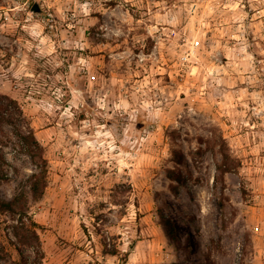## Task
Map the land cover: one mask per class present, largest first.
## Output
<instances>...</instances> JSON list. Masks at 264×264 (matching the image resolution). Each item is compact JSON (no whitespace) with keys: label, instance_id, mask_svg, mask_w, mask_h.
I'll return each instance as SVG.
<instances>
[{"label":"rangeland","instance_id":"rangeland-1","mask_svg":"<svg viewBox=\"0 0 264 264\" xmlns=\"http://www.w3.org/2000/svg\"><path fill=\"white\" fill-rule=\"evenodd\" d=\"M0 95V264H264V0H0Z\"/></svg>","mask_w":264,"mask_h":264},{"label":"trees","instance_id":"trees-1","mask_svg":"<svg viewBox=\"0 0 264 264\" xmlns=\"http://www.w3.org/2000/svg\"><path fill=\"white\" fill-rule=\"evenodd\" d=\"M39 9L37 8L36 11ZM9 124L13 127V132L27 155L31 158L36 169L30 173L25 180L24 188L16 194L11 200L0 198V212H10L13 214L26 215L28 212V194L34 199L43 196L48 184V160L44 155L45 149L41 142L35 136L33 129L30 127L28 120L24 119L22 110L19 108L17 101L8 96L0 95V131L4 132L3 126ZM24 127V128H23ZM6 134V133H5ZM6 141L0 137V181L9 180V173L5 170V165L9 164L5 157L2 146L6 145ZM168 177L171 180L180 181L181 172L176 173L174 169H170ZM37 224V223H32ZM164 226L167 235L171 240H176V231L171 219H166ZM31 235L34 237H19L23 244L40 243V237L35 229H30ZM22 264H41L40 259L35 257L32 263H29L25 257L24 251L19 248ZM37 254H40L37 249Z\"/></svg>","mask_w":264,"mask_h":264},{"label":"water","instance_id":"water-1","mask_svg":"<svg viewBox=\"0 0 264 264\" xmlns=\"http://www.w3.org/2000/svg\"><path fill=\"white\" fill-rule=\"evenodd\" d=\"M36 6H37V5L35 4V5L33 6V9L36 8Z\"/></svg>","mask_w":264,"mask_h":264}]
</instances>
